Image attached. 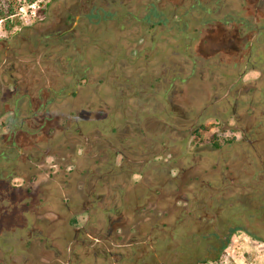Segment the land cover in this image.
<instances>
[{"label":"flooded vegetation","instance_id":"flooded-vegetation-1","mask_svg":"<svg viewBox=\"0 0 264 264\" xmlns=\"http://www.w3.org/2000/svg\"><path fill=\"white\" fill-rule=\"evenodd\" d=\"M79 1L57 7L49 29L0 48V264H194V241L222 215L198 200L218 169L200 150L208 112L222 106L234 122L215 119L224 131L205 145L247 141L259 153L247 136L260 134L255 122L264 110L247 96L257 83L243 81L242 68L252 43L264 39V0ZM178 13L188 31H196L199 13L244 45L216 61L217 70L197 60L193 37L184 66L157 63L167 52L162 32L168 41L179 32ZM119 26V41L146 35L121 52L127 61L118 71V54L106 50L99 63L91 49L118 41L111 30ZM146 39L150 50L138 56ZM91 87L96 100L86 94ZM214 231L222 244L225 236Z\"/></svg>","mask_w":264,"mask_h":264},{"label":"rangeland","instance_id":"rangeland-1","mask_svg":"<svg viewBox=\"0 0 264 264\" xmlns=\"http://www.w3.org/2000/svg\"><path fill=\"white\" fill-rule=\"evenodd\" d=\"M77 2L78 0H40L30 7L23 8L20 12L22 20L20 26L14 27L11 31H6L3 24L0 22V48H4L6 43L9 42L12 45H19V43L13 41L14 37L17 35H35L49 29L50 25L58 17L56 14L58 11L57 7H61L64 4H76ZM84 2L85 0L79 1L80 4ZM227 11L233 12L234 10L229 9ZM177 17L180 20L178 21L179 32L169 41L166 31L162 32L163 37L167 39V44L164 45V49L167 52L161 56H157V63L168 62L170 59H173L178 65L184 66V62L187 59L184 46H187L185 45L186 42L193 37L189 45H194V52L197 54V60H201L208 68L217 70L216 61L225 62L226 59L229 60V56L234 55V51L239 49V45H244L243 42L234 41L232 31L229 35V32L224 34L222 31H225L226 28H219L218 26H211L208 24L205 20V15L202 21L200 20L202 16L199 13L194 16L199 17V21H196V31H194V33L183 28L184 21L187 20L185 15L183 16L181 13H178ZM203 21H205V24H202ZM111 31H114L113 33L115 35H119L118 41L112 42L110 46H105L103 43H96L97 47L91 49V51L96 57V61L99 63L105 56L104 51L106 50H108L110 54H118L115 60L118 62L117 70L119 71L121 69L119 64L122 61H127L119 57L121 52L128 49L126 47L127 45L136 44L137 38L144 37L146 34L145 30H142L132 41H119L122 27L119 26ZM92 36L93 35L88 36L91 41L94 40ZM262 38H264V36ZM204 40H206V42ZM92 43L94 44V41ZM115 43L117 47L112 49ZM144 44V48L137 53L138 56L144 55L150 50L147 46L152 43L146 39ZM246 45L247 49H249L248 41ZM93 46L95 47V44ZM26 48L27 44H24V49ZM252 50L253 52L250 56L247 54L249 60V62H247L248 64L242 68L246 72V75L243 76V81H247V83H250L249 85L257 83V87L249 86L250 89L246 91V94L247 96H253L254 101L251 103L259 112L261 107L264 110V39L262 42L259 41L258 43L254 41L252 43ZM174 51H176V54H174ZM138 56L136 58H138ZM190 58L193 59L194 54ZM137 60L138 59H134V62ZM139 61L142 69L148 67L146 60L139 59ZM223 66L226 65L224 64ZM252 67L257 68L255 69L256 71H253ZM59 87L61 86L57 85L54 89L59 90ZM1 88L0 85V95ZM91 88L92 89L89 91H86V94L90 95L93 100H96V91L93 87ZM101 91L104 94L109 92L105 89ZM108 100L113 101L112 95ZM139 102L141 103L142 99H139ZM222 108L221 106L219 109L208 112L209 115L206 117L208 120L203 124L207 126L206 130H208V132L203 134L204 136L200 139V143H203L200 146V150L203 151V158L205 156L209 158L210 167L218 164V169L212 171L213 177L210 178V187H202V194L200 193L198 195V200L203 206H208V209L212 212L221 209L222 215L219 218V222L215 224L216 228L205 230L203 236L200 237L197 242L194 241V264H264V173L260 168L263 167L261 163L264 164V117H256L255 126L263 124L260 134L255 136L252 133L247 136L248 139L254 141L255 145L258 146L257 149L259 153H254L252 146L247 141H241L240 139L238 140L239 142L241 141L240 144L235 148L228 146L221 140V142H219V144L222 143V145H220L221 147L214 149L210 144L205 145L208 136L217 131H224L220 122H217L215 119L220 118L221 120H225L229 118L230 123L233 124L234 122L232 117L226 116L229 115L228 111L223 114V111H221ZM243 109L242 106L240 108L236 107L235 113L238 115ZM220 111L222 113L221 117H219ZM243 112H245V110ZM252 113L255 112L253 110L251 112H246L247 115ZM213 115L216 117H213ZM239 127H244V123L239 124ZM237 132L236 136L240 137L239 135L241 133L239 131ZM187 141H189L188 138L182 140L183 143ZM186 145H188L190 151H194L193 144L188 142ZM224 161L226 162L223 163ZM227 164H229V168L223 171L220 176L221 178H219L216 173L223 170L224 165ZM243 170L246 171L245 175L242 174ZM230 173L232 177L238 179L236 184L228 179ZM243 183L250 187L244 190L242 188ZM251 187L254 188V191L249 190ZM230 202L233 203L229 206L228 204ZM228 215L230 218L235 215V218L232 221L227 220L226 218ZM214 230L219 232L221 236L227 235V239L225 238L223 241L226 242L223 248H221L222 244H219L214 237H211L215 232Z\"/></svg>","mask_w":264,"mask_h":264},{"label":"trees","instance_id":"trees-1","mask_svg":"<svg viewBox=\"0 0 264 264\" xmlns=\"http://www.w3.org/2000/svg\"><path fill=\"white\" fill-rule=\"evenodd\" d=\"M39 1L40 0H0V22L3 24L5 30L11 31L14 27L20 26L22 23L21 10ZM225 244L226 242H223L221 248H223Z\"/></svg>","mask_w":264,"mask_h":264}]
</instances>
